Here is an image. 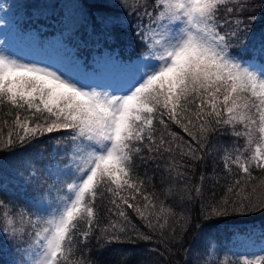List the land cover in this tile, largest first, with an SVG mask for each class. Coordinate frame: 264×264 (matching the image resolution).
<instances>
[{
    "label": "snow or ice",
    "instance_id": "snow-or-ice-1",
    "mask_svg": "<svg viewBox=\"0 0 264 264\" xmlns=\"http://www.w3.org/2000/svg\"><path fill=\"white\" fill-rule=\"evenodd\" d=\"M248 3L154 0L155 16L144 12L151 26H136L146 51L137 62L123 64L131 73L118 90L86 86L53 65L25 62L0 47V113L7 117L0 124L8 128L6 138L0 128V151L44 132L71 130L68 165L50 173L56 177L50 188L58 185L52 205H34L35 219L22 210L16 213L17 220L0 200L4 217L0 232L27 245L20 249L24 254L20 264H87L73 257L77 245L88 241L99 227L98 212L105 201L107 212L125 222L131 208L165 243V229L175 232L168 220L173 214L149 190L148 180L137 174L138 162L165 161L166 171L185 179L176 157L202 160L209 136L228 125L245 144L224 149L222 159L231 180L223 196L213 197L205 206L208 215L264 211V70L258 72L232 52L231 41L246 31L240 27L244 21L221 18L222 11L228 17L246 11ZM121 6L133 11L146 8L124 0ZM224 28L229 30L221 31ZM260 55L264 57V45ZM106 60L118 62L113 54ZM173 125L187 133L195 146L172 131ZM254 169L261 175L259 184ZM194 190L201 193L200 186ZM25 224L31 231L25 230ZM125 231L113 221L102 234L119 239L117 233ZM142 238L153 236L142 234ZM257 261L264 264V256L244 264Z\"/></svg>",
    "mask_w": 264,
    "mask_h": 264
},
{
    "label": "trees",
    "instance_id": "trees-1",
    "mask_svg": "<svg viewBox=\"0 0 264 264\" xmlns=\"http://www.w3.org/2000/svg\"><path fill=\"white\" fill-rule=\"evenodd\" d=\"M24 1L26 16L19 19L23 27H35L42 29V34L53 35L69 26L71 30L67 32V38L77 46V55L84 59L85 64L93 58L95 52L105 50L116 56V63H128L142 54L146 49L137 35L136 23L140 19V24L146 25L149 17L144 12L155 16L156 11L154 0H124V3L132 6L138 2L146 5V8L138 7L135 11L132 7H122L121 0ZM245 7L246 11L233 13L232 17L226 16L222 11L221 18L244 21L240 27L246 28V31L231 41L236 55L247 60L255 56L264 59L260 55V49L264 45V0H249ZM140 12L146 18H136ZM122 18L127 20H121ZM6 118L0 113V120ZM0 128H3L6 138L8 128L2 124ZM241 128L242 126L237 130ZM171 130L183 136L185 142L195 146V141L182 129L173 125ZM70 133L71 130L64 129L52 133L44 132L28 143H18L10 150L0 151V200H4L12 210L14 219L18 220L16 213L22 210L30 215L32 192L46 185L47 178L42 167L49 161L53 147L69 143ZM244 144L245 139L234 136L230 125L211 134L204 152L201 153L202 160H194L190 156L176 157L178 170L184 174L185 179H180L175 172L166 171L165 161L148 164L138 162L137 174L148 180L149 190L173 214L168 220L175 232L165 229L166 242L162 243L160 233L152 232L131 208L127 209L128 221L125 222L122 218L118 219L115 213L110 215L107 212L105 201L98 212L99 227L93 230L88 241H81L77 245L73 259H84L87 264H212L213 261L216 264H244L245 260H250L241 245L231 237L236 232H245L250 224L264 228V211L257 210L252 214L229 212L215 216L208 215L205 207L213 197L219 200L223 196L225 185L231 180L222 159L224 149L243 148ZM57 150L62 153L60 149ZM253 175L257 177L255 182L259 184V170L254 169ZM201 176L205 177L203 181ZM39 179L43 181L39 182ZM195 186L201 188L199 195L194 190ZM3 219V215H0V221ZM113 221L126 231L124 234L117 233L119 239L110 240L107 235L102 234V230ZM23 227L26 231H31L30 225L25 224ZM142 234H151L153 238L145 240ZM20 245L22 244L19 241H14L0 232V262L7 261L13 248Z\"/></svg>",
    "mask_w": 264,
    "mask_h": 264
},
{
    "label": "rangeland",
    "instance_id": "rangeland-1",
    "mask_svg": "<svg viewBox=\"0 0 264 264\" xmlns=\"http://www.w3.org/2000/svg\"><path fill=\"white\" fill-rule=\"evenodd\" d=\"M23 2L25 1L0 0V47L7 48L9 52L25 62H40L42 66L53 65L63 72L73 75L86 86H99L118 90L129 78L131 73L129 68L122 64L111 65L112 62L106 60L108 50L103 53L95 52L93 58H90L87 63L91 65L87 71V64L83 62L84 59L77 55V46L68 39L67 32L71 30L69 26L53 35L42 34L43 30H38L35 27L25 29L19 20L26 16V7L23 6ZM136 18L146 17L140 12ZM121 20H127V18ZM78 22L80 23V19H78ZM140 23L141 20L139 19L136 26ZM145 26H151L150 20ZM80 45L82 46V43ZM145 51L139 56L143 55ZM232 52L234 55L237 54L234 52L233 47ZM137 58L138 56L130 63L137 62ZM73 59L79 61V64ZM245 60L251 63L258 72L264 70V59L252 57ZM57 149H60L62 153H59ZM66 149H69V143L53 147L49 161H46L42 167L44 176L47 178L46 185L42 188L38 187L30 196V216L32 219H35V216L31 214L37 211L34 205L39 207L52 205L58 195L56 191L58 185L50 188V186L55 185L56 180V177L50 175V173H56L58 169L62 170L68 165L70 151H66ZM42 181V179H39V182ZM231 238L234 242L242 245L241 249L245 251L250 260H257L258 257L264 256V251H261V249H264V228L250 225L245 229V232H236ZM25 247H27L26 244L15 246L9 259L0 262V264H20L24 255L20 249ZM257 263L259 262L257 261Z\"/></svg>",
    "mask_w": 264,
    "mask_h": 264
}]
</instances>
